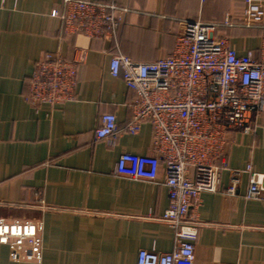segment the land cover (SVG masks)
I'll return each mask as SVG.
<instances>
[{
	"label": "crops",
	"instance_id": "1",
	"mask_svg": "<svg viewBox=\"0 0 264 264\" xmlns=\"http://www.w3.org/2000/svg\"><path fill=\"white\" fill-rule=\"evenodd\" d=\"M92 1L127 9L113 44L65 34L50 15L62 0H0V219L41 223L39 264H136L141 249L174 247V230L160 220L167 188L115 173L120 153L153 154L150 123L135 134L120 133L112 144L94 138L103 114H113L119 130L131 118L134 94L109 74L112 55L137 62L167 56L179 21L187 20L218 24L216 32L226 34L239 55L258 57L261 29L242 25L241 1ZM78 48L86 54L74 99L54 107L27 104L23 95L36 60L54 52L71 60ZM254 125L250 134H229L225 160L229 169L250 164L264 175V118ZM228 182L223 169L218 192L201 194L199 206L189 208V219L199 223L193 264H264V193L243 197L246 174L234 195L225 192ZM0 264L34 263L10 261L0 244Z\"/></svg>",
	"mask_w": 264,
	"mask_h": 264
},
{
	"label": "built area",
	"instance_id": "2",
	"mask_svg": "<svg viewBox=\"0 0 264 264\" xmlns=\"http://www.w3.org/2000/svg\"><path fill=\"white\" fill-rule=\"evenodd\" d=\"M241 1L245 5L241 23L261 29L258 57L239 55L226 34L217 33L216 23L182 20L178 23L172 52L154 61L137 62L116 53L109 74L121 77L134 94L128 104L130 121L119 130L113 114L105 113L94 129L96 140L114 143L120 133H137L142 122L152 129L153 154H119L115 173L133 180L164 185L168 206L160 217L174 230V247L169 252L141 249L136 264H193L196 219L189 208L200 204L203 193L219 190L223 169L229 171L225 187L234 195L242 174L248 176L245 199L264 193V175L249 165L229 169L225 160L229 134L253 132L256 119L264 118V0ZM61 10L51 17L62 24L65 34H82L108 44L127 9L115 2L62 0ZM224 25H230L226 17ZM85 49L66 60L59 52L44 53L34 64L23 95L33 107H54L75 97L78 66ZM42 225L37 221L0 219V244L7 246L9 260L39 264L42 259Z\"/></svg>",
	"mask_w": 264,
	"mask_h": 264
},
{
	"label": "trees",
	"instance_id": "3",
	"mask_svg": "<svg viewBox=\"0 0 264 264\" xmlns=\"http://www.w3.org/2000/svg\"><path fill=\"white\" fill-rule=\"evenodd\" d=\"M260 33H261V31H260Z\"/></svg>",
	"mask_w": 264,
	"mask_h": 264
}]
</instances>
